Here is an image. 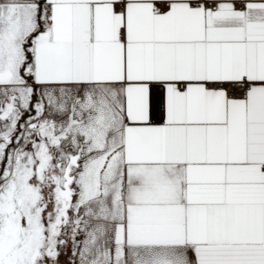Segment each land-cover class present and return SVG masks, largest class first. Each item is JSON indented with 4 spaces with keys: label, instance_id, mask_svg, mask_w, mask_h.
I'll use <instances>...</instances> for the list:
<instances>
[{
    "label": "snow or ice",
    "instance_id": "6c2138e0",
    "mask_svg": "<svg viewBox=\"0 0 264 264\" xmlns=\"http://www.w3.org/2000/svg\"><path fill=\"white\" fill-rule=\"evenodd\" d=\"M0 264H264V0H0Z\"/></svg>",
    "mask_w": 264,
    "mask_h": 264
}]
</instances>
